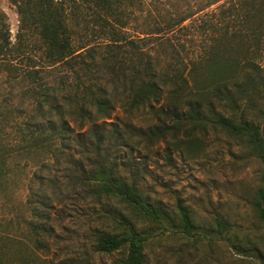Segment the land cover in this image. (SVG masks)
<instances>
[{
    "label": "trees",
    "instance_id": "16d2710c",
    "mask_svg": "<svg viewBox=\"0 0 264 264\" xmlns=\"http://www.w3.org/2000/svg\"><path fill=\"white\" fill-rule=\"evenodd\" d=\"M68 1L11 0L21 30L35 28L50 67L62 71L50 75L58 78L57 86L42 84L38 71L27 72L33 108L12 121L13 144H5L0 131V197L5 205L15 199L14 170L21 162L16 165L12 154L33 169L25 203L31 211L37 209L32 207L33 184L40 183L37 194L44 192V179L38 175L64 165L68 187L79 191L82 200L120 209L109 213L110 223L94 240L95 251L116 255L113 264H147L145 249L154 228L168 232L173 227L187 237L197 232L187 208L177 206L175 220L152 203L141 187L145 160L157 147L170 160L182 142L191 144L194 134L216 131L260 163L253 209L264 226V0H231L220 23L210 25L201 52L187 64L165 68L111 23L119 17L123 0ZM70 20L75 25L91 21L108 35L109 43L98 56L94 48L75 46ZM4 28L0 14V56L9 45ZM117 108L129 118L148 116L152 124L142 127L114 119ZM121 154L126 157L118 162ZM57 186L51 184L53 190ZM14 222L13 216L1 218L0 264H18L29 234L36 236L33 248L46 235L45 227L29 218L27 229L17 234ZM214 223L216 233L230 234L227 222Z\"/></svg>",
    "mask_w": 264,
    "mask_h": 264
},
{
    "label": "rangeland",
    "instance_id": "374dc122",
    "mask_svg": "<svg viewBox=\"0 0 264 264\" xmlns=\"http://www.w3.org/2000/svg\"><path fill=\"white\" fill-rule=\"evenodd\" d=\"M230 1L123 0L116 19L119 21L111 23L120 30L121 36L157 58L162 67L177 62L187 64L206 46L210 25L220 23ZM0 14L5 23L3 33L9 42L0 56V131L8 140L5 144H13L12 121L33 108L27 93L31 84L26 78L27 72L38 71L37 75L43 77L42 84L51 82L57 86L58 78L50 75L62 69L50 67L45 46L35 28L21 30L11 0H0ZM183 18L188 19L174 28L168 27ZM69 24L76 47L94 48L98 56L109 43L108 35L91 21L85 24L80 20L75 25L70 20ZM112 118L142 127L152 124L148 116L138 113L129 118L119 108ZM190 142V145L182 142L170 160L164 157V148L157 147L149 160H145L147 170L141 187L153 204L173 218L177 206L187 208L197 233L187 237L173 227L168 232L154 228L145 249L147 264H263L264 226L257 222L253 209L260 163L221 132L197 133ZM123 157L126 156L119 155L117 161ZM11 159L17 160L16 165L21 161L14 170L16 196L8 207L0 197V221L2 217L13 216L17 234L27 229V218L46 230L39 247L33 248L36 236L29 234L28 248L22 246L19 250L18 264H113L116 255L96 252L94 240L110 223L109 213L116 214L119 207L82 200L79 191L73 192L68 187L63 175L65 166L58 165L38 175L44 179L41 189L44 192L37 194L40 183L33 184L34 203L31 202L37 209L31 211L25 203L30 194L27 177L33 169L17 159L16 152ZM52 183L58 185L56 190L51 187ZM39 201L47 203L36 205ZM215 219L227 222L230 234L225 232L222 237L216 233Z\"/></svg>",
    "mask_w": 264,
    "mask_h": 264
}]
</instances>
